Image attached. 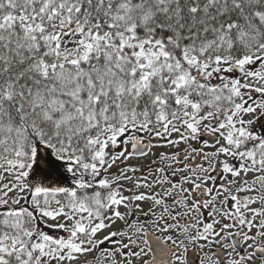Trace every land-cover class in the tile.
Instances as JSON below:
<instances>
[{
    "label": "snow or ice",
    "instance_id": "1",
    "mask_svg": "<svg viewBox=\"0 0 264 264\" xmlns=\"http://www.w3.org/2000/svg\"><path fill=\"white\" fill-rule=\"evenodd\" d=\"M0 264H264V0H0Z\"/></svg>",
    "mask_w": 264,
    "mask_h": 264
}]
</instances>
